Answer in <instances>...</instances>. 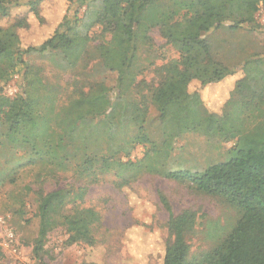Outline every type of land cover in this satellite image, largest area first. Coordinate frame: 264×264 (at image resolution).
I'll use <instances>...</instances> for the list:
<instances>
[{
  "label": "trees",
  "instance_id": "1",
  "mask_svg": "<svg viewBox=\"0 0 264 264\" xmlns=\"http://www.w3.org/2000/svg\"><path fill=\"white\" fill-rule=\"evenodd\" d=\"M44 1L0 0V141L28 149L30 163L42 158L60 171H71L67 186L45 190L37 181L36 189L23 188L37 197L33 215L24 222L36 233L38 264H44L48 234L57 229L66 233L67 246L106 248L119 238L122 232L105 226L101 211L85 204V195L90 186L104 183L129 190L143 175L174 181L236 213L228 228L209 227L211 244L194 252L197 210L185 207L174 214L159 193L167 218L157 264H264V54H250L228 67L202 37L223 24L230 30L261 29L257 13L264 12V0H77L85 6L81 15L67 0L56 26L30 42L26 37H31L32 25L44 26ZM96 26L101 31L94 37ZM154 28L179 57L156 65L150 80L137 79L139 47L151 43ZM93 41L95 55L117 73L113 92L79 73L66 82L68 95L59 104L57 81H44L41 68L21 59L50 56L65 71L87 64L94 56L88 48ZM19 64L20 90L6 96L2 84ZM225 87L229 93L222 101ZM150 106L163 126L159 143L146 133ZM129 127L134 133L127 138ZM190 132L236 142L226 160L202 171L169 169L174 140ZM129 143L149 146L138 160L114 158ZM5 181L0 177V185Z\"/></svg>",
  "mask_w": 264,
  "mask_h": 264
},
{
  "label": "rangeland",
  "instance_id": "2",
  "mask_svg": "<svg viewBox=\"0 0 264 264\" xmlns=\"http://www.w3.org/2000/svg\"><path fill=\"white\" fill-rule=\"evenodd\" d=\"M73 1V8H80L81 15L85 6H79L77 0ZM66 4L67 0H45L42 4L44 26L33 24L29 29L31 37H26L27 40L37 42L48 33L50 28L55 27L65 12ZM257 20L262 24L259 30H230L227 24H223L209 33H203L202 37L209 43L215 58L220 59L228 67H235L250 54H264L263 11L257 13ZM100 31L101 28L96 26L91 30V34L96 37ZM150 36L151 43L141 44L139 47L134 69L138 73L137 79L143 78L147 81L154 76L156 65L179 57L178 52L166 44L156 28L150 31ZM106 39H109V35ZM95 43L93 41L88 45L94 56L86 65L82 62L65 71L57 66L58 59L54 61L50 56L22 55L21 59L41 68L44 81L50 83L57 81L62 93H60L62 100L59 101L61 104L68 95L69 87L67 89L66 82L79 73L87 80L104 82L111 92L116 87L117 73L106 68L95 55ZM20 69L19 64L2 84V92L6 96H14L20 90L18 82ZM228 93L227 87L222 89V101ZM145 128L150 141L159 143L164 139L159 115L151 106ZM126 132L129 138L134 133V129L129 127ZM235 142V138L225 141L220 137L208 138L197 133H184L173 142L168 168L202 171L209 165L226 160L228 150ZM148 146L149 144L145 143L122 145L121 150L114 153V158L121 161L138 160L144 156ZM0 177L6 179L0 185V216L4 219L5 225L13 231V243L17 251L14 254L8 253L0 245V264H38L33 252L36 233L24 222L33 215L37 197L33 191L25 194L23 188L29 185L32 189H36L38 182L42 183L45 190L67 186L72 182L71 171H60L55 165L42 158L30 163L28 149L7 144L2 139ZM10 178H14V181H10ZM130 187L129 190H118L109 183L92 185L84 198L85 204L94 205L101 211L105 226L122 232L119 238L110 241L106 248L104 246L88 248L84 243L67 246L64 245L66 233L61 229L54 230L48 234L44 252L41 254L44 264H157L162 249V237L166 236L163 224L167 218V212L159 200V193L167 198L174 214H178L185 207L197 210L198 231L191 242V250L194 252L211 244V239L206 236L209 227H214L217 223L228 228L236 218L234 210L216 199L188 193L180 184L159 176L143 175ZM3 239L4 233L0 230V244Z\"/></svg>",
  "mask_w": 264,
  "mask_h": 264
},
{
  "label": "built area",
  "instance_id": "3",
  "mask_svg": "<svg viewBox=\"0 0 264 264\" xmlns=\"http://www.w3.org/2000/svg\"><path fill=\"white\" fill-rule=\"evenodd\" d=\"M0 230L3 231L4 233V239H3V242L0 244L3 249L6 250V252L8 253H16V247L13 243V231L12 229L8 228L6 225H5V222H4V219L0 216Z\"/></svg>",
  "mask_w": 264,
  "mask_h": 264
}]
</instances>
